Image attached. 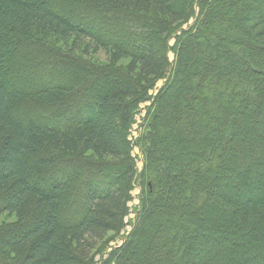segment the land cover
<instances>
[{
    "label": "trees",
    "instance_id": "obj_1",
    "mask_svg": "<svg viewBox=\"0 0 264 264\" xmlns=\"http://www.w3.org/2000/svg\"><path fill=\"white\" fill-rule=\"evenodd\" d=\"M1 214L0 264H264V0H0Z\"/></svg>",
    "mask_w": 264,
    "mask_h": 264
},
{
    "label": "rangeland",
    "instance_id": "obj_2",
    "mask_svg": "<svg viewBox=\"0 0 264 264\" xmlns=\"http://www.w3.org/2000/svg\"><path fill=\"white\" fill-rule=\"evenodd\" d=\"M191 23H192V21H191ZM173 43H174L173 40H171L169 44L173 45ZM168 57H169L170 61L173 60V54L171 52H169ZM96 59H98L104 63L108 62V61H106V59H107L106 55L102 51H99V53H97V56H95L92 59L91 63H95ZM125 61H127V60H125ZM88 81H90V80L88 79ZM67 84L68 85L70 84V82L68 80H67ZM162 84H163V80H160L150 90L152 96L158 92V89L160 88V86ZM67 87L71 88V86H67ZM151 102H152L151 100L147 99L144 103H141L139 105V113H137V115L135 117V123L132 125V127L130 129V136L128 138V140H131L130 138H131V134H132L133 144L130 141V143L132 144L130 154H131L134 162H136V168H137L138 174L140 173V171L142 169L144 159H143V155H141V153L139 151L138 145L136 144V140H138V138H140L146 132L145 122H146V119L148 116V113H147L148 108L152 104ZM24 114H26V113L24 112ZM37 119H40V118H35L34 120L36 121ZM42 119H43L42 121H44V123L47 120L46 123H49V124H51V123L56 124V125L66 124V122L63 124V122L61 121V118H59V120H56L55 118H53V120H52V118L46 119V118L42 117ZM84 156L85 155H81V157H84ZM89 161L98 162V161H94V160H89ZM70 171H71V169L66 170V174H70L71 173ZM135 181H134V187H133L132 191L130 192L131 196H132V200L128 203V205L130 206V211H129L127 217L125 218L124 229L119 234V236L118 235L115 236V235L109 233V238L114 237V236H115V238H113L112 240L109 241L108 249L106 250V252H108L110 249H113V248L119 246L124 241V239L126 238V236L128 235V233L131 231V229L133 227L135 217H136L135 208L139 203V195L141 192V185H140L139 180L137 179ZM15 222H16V219L13 216L9 217V216H7V214H1L0 215V229L4 226L13 225V224H15ZM131 253L132 252H130V254ZM142 255L146 256V251H144ZM98 263H100V257L98 258Z\"/></svg>",
    "mask_w": 264,
    "mask_h": 264
},
{
    "label": "built area",
    "instance_id": "obj_3",
    "mask_svg": "<svg viewBox=\"0 0 264 264\" xmlns=\"http://www.w3.org/2000/svg\"><path fill=\"white\" fill-rule=\"evenodd\" d=\"M132 141H133V139H132V134H131V138H130Z\"/></svg>",
    "mask_w": 264,
    "mask_h": 264
}]
</instances>
